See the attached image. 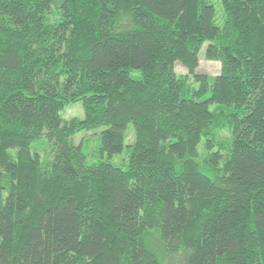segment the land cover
I'll use <instances>...</instances> for the list:
<instances>
[{
	"label": "trees",
	"instance_id": "trees-1",
	"mask_svg": "<svg viewBox=\"0 0 264 264\" xmlns=\"http://www.w3.org/2000/svg\"><path fill=\"white\" fill-rule=\"evenodd\" d=\"M0 264H264V0H0Z\"/></svg>",
	"mask_w": 264,
	"mask_h": 264
},
{
	"label": "rangeland",
	"instance_id": "rangeland-1",
	"mask_svg": "<svg viewBox=\"0 0 264 264\" xmlns=\"http://www.w3.org/2000/svg\"><path fill=\"white\" fill-rule=\"evenodd\" d=\"M205 43L201 46L198 52V73H204L208 75H215L219 72L220 64L217 61L208 60L204 57V49ZM174 71L177 74H185L186 69L180 63H174ZM210 109L213 110L217 107L216 104H211ZM61 116L65 119L70 117H78L83 118V110L80 101L70 103L65 105L61 110ZM101 131V127H96L94 129L88 131H79L74 134L73 141L75 144H80L83 151L87 155L88 161H104V162H111L120 165L121 167H125L127 163V155H126V147L115 154L108 155L106 153L100 154L99 153V144L100 138L99 133ZM126 139L125 144H129L133 141V127L131 124H128L125 130ZM31 151H36L40 155V159L42 162L46 161V152L48 151V145L45 142H35L31 145ZM198 150H202V144L200 143L198 146Z\"/></svg>",
	"mask_w": 264,
	"mask_h": 264
}]
</instances>
